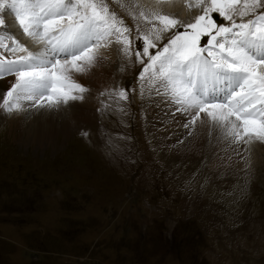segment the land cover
<instances>
[{
  "label": "rangeland",
  "instance_id": "374dc122",
  "mask_svg": "<svg viewBox=\"0 0 264 264\" xmlns=\"http://www.w3.org/2000/svg\"><path fill=\"white\" fill-rule=\"evenodd\" d=\"M120 55L110 83L75 77L88 118L67 133L0 111V264H264V159L245 186L215 153L160 147L147 91L123 112L107 95L136 84Z\"/></svg>",
  "mask_w": 264,
  "mask_h": 264
},
{
  "label": "snow or ice",
  "instance_id": "6c2138e0",
  "mask_svg": "<svg viewBox=\"0 0 264 264\" xmlns=\"http://www.w3.org/2000/svg\"><path fill=\"white\" fill-rule=\"evenodd\" d=\"M113 2L132 25L109 0H0V111L25 122L70 120L91 91L75 77L115 46L140 71L135 85L106 89L112 103L123 112L121 102L130 106L147 91L161 109L160 130L175 125L193 139L215 133L228 166L243 163L247 186L248 146L264 144V0H188L198 10L188 21L161 14V0ZM99 103L101 114L111 106Z\"/></svg>",
  "mask_w": 264,
  "mask_h": 264
},
{
  "label": "bare ground",
  "instance_id": "6f19581e",
  "mask_svg": "<svg viewBox=\"0 0 264 264\" xmlns=\"http://www.w3.org/2000/svg\"><path fill=\"white\" fill-rule=\"evenodd\" d=\"M140 3H148L152 2L155 3L156 0H139ZM157 10L160 11V13H165L163 15H174L181 17H185L189 12L194 15L198 10L194 8H190L188 6V0H161L159 4H157ZM187 18V17H185ZM6 23H15L16 28L14 31L19 30L18 22H15L14 16L9 18L7 16ZM128 24H130V21H126ZM135 35V32H133ZM21 39L26 40V37H22ZM120 54L119 50L113 46L111 49L108 50H102V56L104 59L94 68H92L87 75H85V83L92 86H100L103 83H110L108 79H112V76L115 75V65L118 61L117 56ZM122 57V52L120 55V58ZM102 65V66H101ZM139 67V66H138ZM91 76H96L97 78H101V83H97L95 79H91ZM79 77V76H76ZM2 97V95H0ZM99 99V98H98ZM159 99V98H157ZM0 102H2V98L0 99ZM78 109H73L71 121L74 122V120L78 119H86L88 116L86 113L81 110L80 106H77ZM163 107V106H162ZM151 111V125L152 130L156 131V135L159 139V145L160 147H168L170 149H173V151L178 154L179 156L185 155L186 153L195 152L197 150H200L198 153L200 154L202 151H209L210 154L215 153L216 154V162L219 163V166L222 167V171L224 172H232V174L237 176L236 178H241V175H244V172L240 169H243V163H240L238 165L234 164L232 166L229 165V160L227 159L229 153L224 150V146L222 143H218L215 136L216 134L213 132H210L209 130H201L200 135L197 136L196 139H193L191 136H188L185 138L183 133L185 132L184 129H180L175 125H170L165 130H160L163 128V125H161L159 119L157 117L162 116V112L160 108H157L154 104L150 107ZM2 113V112H0ZM35 118V117H34ZM59 120V117H56ZM38 119V118H37ZM44 122L47 123L49 126V129L52 131H56V129L51 128L53 126V118H47L42 119ZM70 120L67 122L65 119H61L60 121V128L62 129V132L67 133L68 128L70 127L69 123ZM75 121V122H76ZM150 121V122H151ZM71 123V122H70ZM155 125V126H154ZM163 138V139H162ZM181 140L183 141L182 144H177V141ZM211 141V145H210ZM190 142V143H189ZM251 149V160H252V168L250 172L253 169L260 168V164L262 163L264 159V144H262L259 141H254L250 146ZM195 153L193 155H195ZM197 153V154H198ZM248 153H245L247 155ZM215 157V155H214ZM234 159H239V157H236ZM258 170V169H257ZM219 184V183H217ZM215 185V184H214ZM199 193V192H198Z\"/></svg>",
  "mask_w": 264,
  "mask_h": 264
}]
</instances>
